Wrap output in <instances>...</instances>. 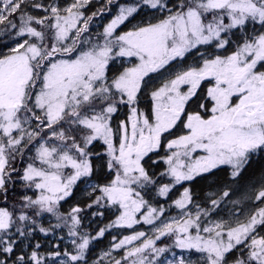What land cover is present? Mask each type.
Returning <instances> with one entry per match:
<instances>
[{"label":"snow or ice","instance_id":"obj_1","mask_svg":"<svg viewBox=\"0 0 264 264\" xmlns=\"http://www.w3.org/2000/svg\"><path fill=\"white\" fill-rule=\"evenodd\" d=\"M91 4L0 0V264H89L90 244L114 228L132 232L92 264H264V178L247 208L231 200L264 159V0ZM160 162L167 183L152 171ZM198 177L222 187L205 205L185 187L168 206L178 217L145 198ZM81 184L84 207L62 211ZM227 203L233 218L214 219ZM93 208L118 213L95 234L82 231ZM63 229L70 245L42 251L37 234Z\"/></svg>","mask_w":264,"mask_h":264},{"label":"rangeland","instance_id":"obj_2","mask_svg":"<svg viewBox=\"0 0 264 264\" xmlns=\"http://www.w3.org/2000/svg\"><path fill=\"white\" fill-rule=\"evenodd\" d=\"M111 18V17H110ZM109 18V19H110ZM141 17H138L137 20H139ZM150 18V17H149ZM109 19L105 20L103 24L107 23L109 21ZM137 21L135 20L134 22L132 23H136ZM102 25L101 27L99 28H96L94 30L95 31H102ZM130 26V25H129ZM123 28V26H122ZM201 51H203V48L201 49ZM191 58V60L193 59V57L189 56ZM189 57L187 58L186 60V64H191L193 63L194 61H192L191 63H189L191 60L189 59ZM198 58V57H196ZM185 64V66H186ZM153 78L149 81V88L151 89V87H154L156 85H158L162 79L166 78L167 76V73H164V75L162 76L161 74H152ZM144 105H145V102L146 101V107H143L140 105V108L141 109H144V110H147L148 108V104H149V101L145 98V99H142ZM126 114V109L122 110L121 112V117H123L124 115ZM176 132L177 135L179 134H182V131L179 129V127L174 130ZM153 159H157V157L155 155H153ZM253 162H257V159H255ZM148 163L150 164L151 161H148ZM166 166L163 164V162H160L158 166H153L152 168V171H155L157 173V177H159V172L163 171L164 168ZM250 169V168H249ZM248 169V170H249ZM246 171L244 174H243V177L244 175L246 177H249V171ZM225 179L227 178L226 176L224 177ZM161 179H164L165 181L168 182V178L164 177V178H161ZM248 179V178H247ZM257 179H254L252 178V180H249L248 182H246V179L242 178L240 180H238L235 184H232L231 185V200L232 201H239V207H243V208H247L248 207V204H247V201H246V196L251 192V189H252V186L253 185H257L261 180H257ZM246 183H245V182ZM167 182H164V183H167ZM211 182V177H209L208 179H204V183L208 184ZM222 187V185H216L215 187L211 188L210 191L206 194H204L200 200L196 201L194 200L195 202L201 204V205H205L206 201L208 200V197L212 194H215L217 193L220 188ZM185 188V185L182 184V185H176L172 191L170 192L169 194V198H165V199H168L169 201L164 205V207L167 209L166 213H165V217H178L179 215V210L176 209L174 206L169 208L168 206L172 204V201L175 200V199H178L180 194L183 192ZM89 186L87 184H81L79 185V193H76V195H81V196H87V192L89 191ZM146 199H149L150 202L153 204V206H155V202L158 199H161V200H164V198H159V197H156L154 198V193H151V194H148L145 196ZM66 205V204H65ZM68 206L66 205V208ZM73 207V206H70L68 207V209L70 210V208ZM191 207V206H190ZM232 204L231 203H227L225 205H222L221 206V209L218 210L219 212V215H214V219H225V220H229V219H232L233 217L231 216V210H232ZM194 211V209H193ZM107 212V222L105 223L108 224L109 222H111L112 220L115 219V215L118 214L115 212V209H111V208H107L106 210ZM43 219V222L44 223H52L54 221V218H51L49 216H45L42 218ZM101 219V217H100ZM50 221V222H48ZM100 221V220H99ZM89 223H91V227H95V229L99 226V222L96 223L94 222V220H92V222H86V225H88ZM104 225V226H105ZM136 230H140V231H149L150 229V226L148 225H136L134 226ZM132 232V229H127V228H122V229H118V228H114V229H111L109 232H106L108 233V236L106 238V242H105V245L103 246V248H101L100 250H98L96 253H92L91 256V260L89 261V264H92V262L99 258L100 255L104 252V251H107L109 250L110 248V245L112 243V237L113 236H116L117 238H122L123 235H128V234H131ZM105 233V234H106ZM38 235V238L40 239V242L41 244L43 243L45 245L46 248H50L52 247V244L49 243V241H53V242H58L60 244L61 247H68L70 245V242H69V239L67 237V234L65 233H58V234H55V235H50L48 237H43L41 236L40 234H37ZM63 236L64 239L61 241V240H58V236ZM44 251V250H43ZM178 251V250H177ZM114 255L117 256V258H119V254L118 253H113ZM196 257L193 256V259H195Z\"/></svg>","mask_w":264,"mask_h":264},{"label":"trees","instance_id":"obj_3","mask_svg":"<svg viewBox=\"0 0 264 264\" xmlns=\"http://www.w3.org/2000/svg\"><path fill=\"white\" fill-rule=\"evenodd\" d=\"M104 3V0H92V4L89 5V8H88V12L91 13L92 11H96L99 7H101ZM115 12V9H113V14ZM111 17V14H108V13H105L103 16H97L92 25H91V28L94 32V30L96 28H99L101 27L102 23L105 22V20L109 19ZM139 17V16H138ZM137 17V18H138ZM135 21V20H134ZM132 21V22H134ZM145 102V105L143 103V101L141 100L140 102V105L143 106V107H146V101ZM257 159V163H256V166L254 167V169H249V177H246L244 175V179H246V182H248L249 180H252V178L254 179H259L261 180L262 178H264V159H260L259 157L256 158ZM253 170V171H252ZM220 176L221 177H225V174L224 173H220ZM248 178V179H247ZM161 182H167L165 181L164 179H161V178H158ZM256 180V181H257ZM245 182V181H244ZM245 182V183H246ZM209 186L211 188L215 187L216 185H220L218 182H217V178L215 177H211V182L208 183ZM204 185V179L202 178H197L196 181L194 182H189V188L192 190V193H193V197L195 199H198L197 198V195H198V189L201 188L202 186ZM76 193H79V187L77 188V190L75 191V194L73 197H70L66 202H63V205H62V211H69L68 207L70 206H76L77 204H79L81 207H84V204L86 201H88V196H81V195H76ZM167 201H169L167 199ZM68 206L66 208V205ZM166 203H164V200H161V199H158L156 200L155 202V206H164ZM107 209H101V211L104 212V215L103 217H101L100 219V216H93L92 213L96 211L95 208L93 209H86L83 213H81V216H82V231H85V232H88V233H91V234H95V232L98 230V228L100 227H104L105 223L107 222V212H106ZM92 220H94V222L98 223L99 222V226L95 229V227H91V223H89L88 225H86V222H92ZM100 220V221H99ZM50 222V221H48ZM55 221H53L52 223H54ZM49 223H45V225H47ZM67 233V229H63V230H57V233ZM64 236V235H63ZM108 236V233L105 234V236L103 238H100L99 240H96V241H93L92 244H90V251L88 253V256H89V261L91 260L92 256L91 254L92 253H96L98 250H100L101 248H103V246L105 245V242H106V238ZM42 251L45 250V249H49V248H46L45 245L42 243ZM51 248V247H50ZM63 248V247H62Z\"/></svg>","mask_w":264,"mask_h":264},{"label":"flooded vegetation","instance_id":"obj_4","mask_svg":"<svg viewBox=\"0 0 264 264\" xmlns=\"http://www.w3.org/2000/svg\"><path fill=\"white\" fill-rule=\"evenodd\" d=\"M189 59L191 60V58L189 57ZM196 59H198V58H196ZM192 61H194V59H192L189 63H191ZM121 118H123V117H121ZM169 138H173V137H169ZM163 155H165V150L162 148L161 150H160V156H163ZM256 163L257 162H253L252 163V165H251V167H250V169H254V167L256 166ZM253 171V170H252ZM184 185H185V187H188L189 188V182H184L183 183ZM210 189H211V187L209 186V184H206V183H204V185L201 187V188H199L198 189V195H197V198L198 199H195L194 197H193V199L194 200H196V201H198V200H200V198L204 195V194H206V193H208L209 191H210ZM168 201H167V199H165L164 198V203H167Z\"/></svg>","mask_w":264,"mask_h":264}]
</instances>
